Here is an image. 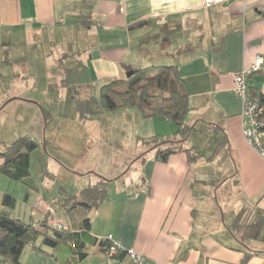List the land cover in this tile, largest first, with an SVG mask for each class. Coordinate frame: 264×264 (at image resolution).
Returning <instances> with one entry per match:
<instances>
[{
    "label": "crops",
    "instance_id": "obj_1",
    "mask_svg": "<svg viewBox=\"0 0 264 264\" xmlns=\"http://www.w3.org/2000/svg\"><path fill=\"white\" fill-rule=\"evenodd\" d=\"M2 30L23 32L29 38L25 47L43 49L40 57L57 73L49 78L63 79L55 63L64 50H73L63 59L86 76L72 82L85 88L91 86L86 81L100 89L123 79L130 68L177 65L190 91L186 121L193 129L185 145L204 152L198 145L203 134L216 137L194 161L185 152L162 162L153 146L141 151L140 170L109 178V185L124 184L95 207L89 230L82 222L91 209L79 206L66 223L75 233L72 241L40 249L29 245L20 264H104L108 235L150 263L242 264L246 258L245 264H264L262 236L252 239L232 229L244 208L264 215V155L244 135V102L234 79L264 57V0L212 6L204 0H0ZM250 86L264 94V66ZM141 119L144 138H171L177 130L163 117ZM224 187L216 207L228 213L230 223L220 228L206 199L212 189Z\"/></svg>",
    "mask_w": 264,
    "mask_h": 264
},
{
    "label": "rangeland",
    "instance_id": "obj_2",
    "mask_svg": "<svg viewBox=\"0 0 264 264\" xmlns=\"http://www.w3.org/2000/svg\"><path fill=\"white\" fill-rule=\"evenodd\" d=\"M25 40L29 38L23 32L2 30L0 34V150L21 136H31L39 147L32 154L30 184L0 174V212L25 223L39 221L43 215L39 201L43 197L61 210L57 218L68 223L69 217L79 213L73 211L68 216L64 198L88 187L92 179L115 178L124 172L131 175L140 170L137 159L159 143L142 142L144 137L139 131L144 116L138 108L116 111L99 108L100 89L94 88L95 82L86 81L91 84L88 88L83 83L72 84L75 76L79 80L86 77L80 76L69 60L63 59L73 50H64L63 58L55 63L62 69L63 79L49 78V73H56L52 71L55 67L50 70L46 56L39 55L43 49L25 47L22 43ZM213 139L216 141L215 136ZM213 139L209 133L203 134L198 145L201 142L205 151L201 148L199 151L206 153L210 145H215ZM118 184L124 183L118 180L107 186V193H113ZM223 189L216 193L212 189L210 198L206 199L209 216L220 228L230 223L228 213L223 215L216 207L217 200L224 198L226 189ZM6 193L16 198V207L3 204ZM96 210L92 208L88 217L92 218ZM242 210V224L235 232L245 236L246 220L251 219L254 211ZM48 232L54 233L51 229Z\"/></svg>",
    "mask_w": 264,
    "mask_h": 264
},
{
    "label": "trees",
    "instance_id": "obj_3",
    "mask_svg": "<svg viewBox=\"0 0 264 264\" xmlns=\"http://www.w3.org/2000/svg\"><path fill=\"white\" fill-rule=\"evenodd\" d=\"M262 69L263 67L250 76L249 89L262 108L258 133L264 149V94L258 93L257 88L250 86V79ZM132 70L134 73L130 77L126 75L125 78L113 80L100 88L101 98L97 101L99 108L108 111L138 108L144 118L163 117L173 122L177 126L173 137L154 136L141 141L149 145L155 142L159 143L153 147L157 159L162 162H167L171 155L179 152L188 153L190 161L196 160L201 156V152L185 145L193 129L186 121V117L191 111L190 91L185 79L179 74L178 66L152 65L145 68L129 69V71ZM94 112L92 111V113ZM38 147V142L31 136H21L11 145H5L3 150H0V174L4 173L14 181L30 184L33 181L31 180L32 154ZM141 158L139 157L137 161ZM109 183V178L101 176L97 182L91 183L81 192L64 198L65 212L70 214L79 206H87L90 209L99 206L107 199ZM16 203L17 200L13 195L5 194L3 201L5 206L14 208ZM48 203L54 208V213L39 206L43 217L39 221L33 220L30 223L13 218L6 212H0V263L20 264L24 250L29 245L36 249H40L41 245L56 247L74 239L75 233L71 231L70 226L57 218L61 210L56 209L53 203ZM242 212L244 210L240 211L233 222L232 229L234 231L239 229L242 224ZM54 220L61 221L64 226H67V229L54 227ZM246 227V237L258 239L262 236L264 240V215L256 216L252 213L251 219L246 220ZM82 228L86 230L91 228V218L87 217L83 220ZM49 229L53 230L52 235L49 234ZM104 241L109 244L107 249L109 255L112 242L108 236ZM123 253H126V249L121 250L120 257L123 256ZM245 263L246 258L242 264Z\"/></svg>",
    "mask_w": 264,
    "mask_h": 264
},
{
    "label": "built area",
    "instance_id": "obj_4",
    "mask_svg": "<svg viewBox=\"0 0 264 264\" xmlns=\"http://www.w3.org/2000/svg\"><path fill=\"white\" fill-rule=\"evenodd\" d=\"M233 0H204L206 6L229 3ZM264 65V57L258 56L257 59L249 67L235 74V92L242 98L244 108L242 112L243 132L249 142L262 152L264 155L263 143L258 133L259 117L262 108L258 105V100L253 97L249 89L250 76L262 68ZM39 206L45 207L48 211L54 213V208L42 197ZM37 222V221H36ZM53 226L59 229H67V226L59 220L53 221ZM112 244L110 246L109 255L106 257L105 264H156L150 263L144 255L138 254L132 248H124L113 235H108ZM126 249V253L120 257L121 250Z\"/></svg>",
    "mask_w": 264,
    "mask_h": 264
},
{
    "label": "water",
    "instance_id": "obj_5",
    "mask_svg": "<svg viewBox=\"0 0 264 264\" xmlns=\"http://www.w3.org/2000/svg\"><path fill=\"white\" fill-rule=\"evenodd\" d=\"M134 73V71L132 70V71H129V72H127V77H130L132 74Z\"/></svg>",
    "mask_w": 264,
    "mask_h": 264
}]
</instances>
